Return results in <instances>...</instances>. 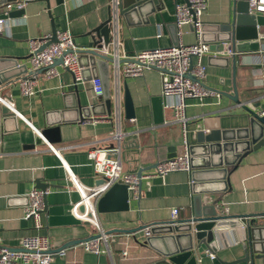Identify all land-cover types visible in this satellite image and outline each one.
<instances>
[{
  "label": "crops",
  "instance_id": "0c3cea01",
  "mask_svg": "<svg viewBox=\"0 0 264 264\" xmlns=\"http://www.w3.org/2000/svg\"><path fill=\"white\" fill-rule=\"evenodd\" d=\"M10 1L16 0H0V11H4L3 4ZM176 1L182 0H162L160 7L150 12L144 8L140 15L121 13L119 28L123 49L133 53L141 48L176 42ZM231 4L232 0L207 1L202 17L206 37L210 38L217 32L219 24L229 20ZM107 6L108 0H32L17 7L21 9L19 13L8 15L10 32L0 31V69L15 60L32 70L28 61V41L51 33L52 27L56 30L68 28L77 46L86 44L90 39L88 31L108 15ZM17 8H11L7 13ZM259 37L263 42L260 50L248 52L237 64L234 74L230 54H217L210 49L202 57L207 64L206 83L212 88L231 92L234 76L239 99L255 110L264 108V71L260 69L264 67V25L259 26ZM180 38L185 43L194 41L190 26L183 25ZM80 59L83 63L88 62L84 56ZM54 64L57 69L54 75L47 76L45 69L26 75L35 83V92L29 97L21 92L19 80L0 87V93L8 97L19 113L6 117L0 124L1 245L16 247L23 235L45 233L53 248L58 249L93 232V226L82 221L50 223V214L44 210L41 211L43 225L40 228H35L31 219L24 216L27 192L41 179L49 188L45 194L47 204L62 205L64 213H69L80 193L72 187L68 172L75 174L83 185L92 186L100 176L93 169L87 150L91 146L106 145L111 140L114 107L107 114L104 99L94 96L90 77L95 70L89 64L84 69L83 80L75 83L68 69L59 62ZM121 80L122 97L126 84L135 115L128 118L122 109V168L126 172H137L140 167L166 158L168 153L177 154L182 150L181 125L167 122L173 114L166 107H163V120L154 122V99L161 97L162 104L164 101L159 70L147 67L142 75ZM109 81L111 91L110 66ZM220 95L202 101L188 100L184 110L188 117V146L196 144V130L208 132L214 128H238L248 124L249 114L240 104L227 95ZM104 114L109 117L96 118ZM49 125H56L57 129L49 134V139L45 137L36 142V130ZM55 137L56 141H51ZM190 148L191 171H169L162 177L147 176L153 169L148 167L143 171L139 196L135 197L129 190L127 210L98 212L99 222L109 233L110 253L91 252L76 242L66 245L63 254L53 255L50 264H150L162 257L156 248L161 244L159 235L164 230L163 222L171 219L170 209L179 208L176 219L188 217L194 202L198 207H205V211L211 210L213 205L219 213L253 212V223L264 225V144L251 147L235 163L227 165L226 181L220 178V171L206 170V155L199 146ZM193 197L198 199L193 202ZM241 220L245 224L246 219L241 217ZM146 223L155 224L148 238H144L141 228H137ZM135 227L136 230L128 232L113 229ZM241 229V226H226L212 248L201 243L195 251L197 264H264V256L254 257L252 262L241 258L248 242ZM207 248L215 257L205 252ZM122 250L126 251L125 255Z\"/></svg>",
  "mask_w": 264,
  "mask_h": 264
},
{
  "label": "built area",
  "instance_id": "2783aa9c",
  "mask_svg": "<svg viewBox=\"0 0 264 264\" xmlns=\"http://www.w3.org/2000/svg\"><path fill=\"white\" fill-rule=\"evenodd\" d=\"M32 0H16L5 2L4 11H0V31L10 32L9 16L7 11L11 8L22 7L26 2ZM208 0H188L187 2L176 1L174 4V24L177 26L178 38L176 42L168 45H159L153 48H141V50L127 53L121 45L120 39V15L119 0H108L110 16L108 20L109 37L108 41L101 48V52L109 56L110 79L112 89L110 97L113 101V127L111 130V140L106 145L91 146L87 150V155L92 163L96 174L104 178V181L97 185L85 186L71 171L68 172V179L72 187H76L80 193L78 200L73 203L71 212L80 220H87L93 226L91 235L78 242L85 250L100 253H110L109 233L99 222L96 200L109 185L121 179L127 184L132 194L138 196L137 172L124 171L122 168V145L124 133L121 130V113L123 109V98L121 92V79L131 76L142 75L147 67H154L159 70L161 79V94L164 97L163 107L172 111L171 121L181 125L182 150L170 157L157 161L151 173L163 176L169 171L186 170L191 171V153L188 148L187 136V115L184 110L188 100L198 99L202 101L206 97H220L218 89L210 87L206 83L207 64L203 61V55L210 51V43L203 39V14L206 11ZM251 12L264 13V0H247ZM183 25L191 27L194 34V41L185 43L181 40L180 34ZM52 33H45L40 36L30 38L28 41L29 53L28 61L33 69L40 66H47L45 74L47 76L57 73L53 61L61 57L62 64L73 75V82L83 80L84 65L80 64L78 52L72 31L68 28L56 30V40L47 42ZM160 32L158 33V35ZM221 45L215 50L217 54H231L230 40H221ZM264 71V67L260 68ZM92 92L94 96L101 97L103 93L102 81L99 75L90 77ZM21 92L29 97L35 92V83L32 77L25 76L19 79ZM8 105L19 114L12 106L11 101L6 99ZM264 114V108L259 110ZM109 115H101L98 119H106ZM133 118V117H131ZM170 120V119H169ZM36 130V129H35ZM52 147V146H51ZM53 150L55 148L52 147ZM55 151H58L56 149ZM144 176L143 172L141 178ZM192 182V179H190ZM49 188L31 187L27 192L28 201L25 205L24 216L30 218L35 228L43 225L41 221V211L43 200ZM89 192H91L89 194ZM83 203L85 210L79 211L78 204ZM179 208L174 206L170 209V218H176ZM154 223H146L141 230L143 237L152 233ZM19 244L14 248L7 245L0 246V264H50L52 256L63 254L65 247L55 250L48 234H26L19 238ZM211 257L215 254L207 248L205 251ZM122 255L126 254L122 250Z\"/></svg>",
  "mask_w": 264,
  "mask_h": 264
},
{
  "label": "water",
  "instance_id": "95a60500",
  "mask_svg": "<svg viewBox=\"0 0 264 264\" xmlns=\"http://www.w3.org/2000/svg\"><path fill=\"white\" fill-rule=\"evenodd\" d=\"M63 0H57L62 2ZM188 1V0H184ZM119 10L121 13H135L139 14L147 8V12L154 11L162 5V0H119ZM232 12L227 22L218 25L217 32L210 38L206 37V25H203V39L210 43V49L216 50L220 47L221 40H230V46L233 52L230 54L232 60L233 74L237 64L244 58L247 53L251 51L260 50L262 43L259 37V26L264 25V13L251 12L248 7L247 0H232ZM108 15L96 26L92 27L88 31L90 39L88 42L78 48V59L80 64L84 65V69L92 66V70H95L92 75H99L104 99L103 104L106 107L107 114L110 113L113 106L112 98L110 97V81H109V63L111 60L109 56H105L101 52V48L108 41L109 28L108 20L110 16L109 4L107 6ZM21 11L20 8L11 10L7 15H16ZM51 37L47 42L56 40V29L52 27ZM81 56L86 57L87 63L81 61ZM228 60V57H224ZM61 57L54 59L53 64L60 62ZM47 66H40L39 68L28 70V66L25 63H17L13 60L11 63L0 69V87L18 81L20 78L25 77L28 74H34L39 69H45ZM83 69V73H84ZM233 89L231 92H225L220 90V93L227 95L249 114L248 124L238 128H214L205 132L203 130H196V144L188 146L191 153L190 146H199L202 152L206 155L204 165L208 171H220V178L222 180L227 179L228 168L227 165L235 163L242 155L249 152L250 148H258L264 144V114H261L259 110H255L249 105L239 99L237 95V88L235 83V77L233 76ZM123 113L126 117H134V105L133 99L130 96L129 89L126 84L123 86ZM6 99V95L0 93V124L5 122L6 117H13V114L17 113L12 109ZM153 115L154 122L160 123L163 118V104L162 98L157 97L154 99ZM93 104V103H92ZM91 104V107L93 106ZM57 126H45L36 130V142L41 138L51 137L49 134L54 132ZM59 139V136L57 137ZM51 141H56V137L51 138ZM251 143V144H250ZM170 149V148H169ZM175 155V152L168 153L167 157ZM157 162L140 167L137 170L139 177L137 181L138 196L141 190V175L144 169L148 167H154ZM41 179L35 181V187L45 188L48 184ZM104 181L103 177H99L94 181V185L100 184ZM91 192H89L90 194ZM200 198V197H199ZM129 188L126 183L121 179L112 182L109 188L104 191L96 200V206L98 212H106L110 210H127L129 207ZM198 197H193V202ZM28 196L26 195V203ZM79 211L85 210L83 203L78 204ZM43 209L47 211L50 223H75L85 222L87 220H80L71 211L64 213L62 205L49 206L46 202V197L43 200ZM194 209L192 214L188 217L181 219L171 218L166 219L163 223V233L159 235L161 238V244L157 246L156 250L162 255L161 258L151 262L150 264H197V258L195 255L196 249L203 243L208 248H212L216 241L219 239V235L224 233L223 229L226 226L234 228L241 226V230L245 231L248 242L244 248V256L242 259L254 260V257L264 256V225L254 224L253 212L251 213H238V214H226L219 213L214 209V206H210L211 210L205 211L202 205L197 206L194 202ZM241 217L246 219L245 224L242 222ZM141 225L137 228H142ZM135 228H113L116 230L128 232L136 230ZM154 226L152 228V232ZM108 232V231H107ZM150 235L146 236L148 238ZM86 238V237H85ZM84 238H78L76 240L69 241L59 248L65 247L68 244H75ZM1 246V245H0ZM11 247V246H10ZM15 248V247H14ZM55 249V250H58Z\"/></svg>",
  "mask_w": 264,
  "mask_h": 264
}]
</instances>
